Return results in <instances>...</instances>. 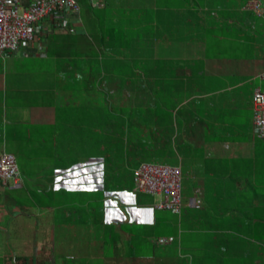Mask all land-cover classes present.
I'll use <instances>...</instances> for the list:
<instances>
[{"label": "crops", "instance_id": "1", "mask_svg": "<svg viewBox=\"0 0 264 264\" xmlns=\"http://www.w3.org/2000/svg\"><path fill=\"white\" fill-rule=\"evenodd\" d=\"M246 1L104 0L94 10L109 15L97 13L89 29L99 44L113 42V53L48 52L45 37L40 46L0 55V153L14 155L21 177L19 187L0 184V264H65L93 256L94 247L102 264L168 263L175 249L147 247H160L152 239L167 223L142 194L135 213L107 223L102 192L59 191L54 177L94 162L106 190H131L107 177L133 185L139 164L167 160L171 119L181 109L184 124L189 115L198 120V139L189 140L198 141L199 182L182 211L199 210L188 219L199 225V264H264V151L255 146L251 102L264 87V47L240 57L235 46L252 37L250 14L263 15L264 0L259 12ZM188 44L185 52L179 47ZM178 56L183 62L171 63ZM93 61L106 63L98 69ZM189 62L198 63L190 68L198 71V103L156 100L181 92ZM124 203L115 208L129 214ZM162 236L174 244V236Z\"/></svg>", "mask_w": 264, "mask_h": 264}, {"label": "built area", "instance_id": "2", "mask_svg": "<svg viewBox=\"0 0 264 264\" xmlns=\"http://www.w3.org/2000/svg\"><path fill=\"white\" fill-rule=\"evenodd\" d=\"M92 8H100L104 0H87ZM263 0H247L246 6L259 12ZM81 20L77 0H0V55L15 53L38 44L49 34L76 33L80 31ZM253 105V130L264 140V87L255 88ZM102 173L95 163L80 164L68 173H55V189L59 191H86L104 194V221L122 223L127 215L137 211V195L145 194L158 198L153 210H167L179 214L182 210L181 180L179 166L157 163H141L132 172L131 190L108 191L105 189ZM0 184L4 187H19V175L14 155L0 153ZM124 200L129 214L116 209L117 202ZM157 246L172 242L169 237H154Z\"/></svg>", "mask_w": 264, "mask_h": 264}, {"label": "rangeland", "instance_id": "3", "mask_svg": "<svg viewBox=\"0 0 264 264\" xmlns=\"http://www.w3.org/2000/svg\"><path fill=\"white\" fill-rule=\"evenodd\" d=\"M196 1L198 3V0ZM183 3L184 1H181V3H176V4L172 3L171 5L177 6L178 4L182 5ZM78 4L81 9V19L82 21L83 20L85 21L88 19L89 16V11L85 10L86 0H78ZM250 16L252 17L254 23L256 22V25L254 26V33L252 37H249V35H244L242 37L243 42L239 43V45L235 44V46L237 47L236 48L237 54H239L238 56L240 57L244 55L246 57H249L250 55L254 54V52L258 53V50L264 47V14L260 16H255L254 14L251 13ZM191 32L194 33L195 29L191 30ZM179 47L180 49H183V51L185 52L186 49L189 47V44L182 45ZM191 49H192V45H190V50ZM180 58L181 56L172 58L173 60L171 61V63L172 62H176L177 64L182 63L183 61H181L182 59ZM182 66L185 67L186 69L184 70V76L182 78L180 76V81L178 79L181 92L178 93L176 92L172 94H155L156 100H159L160 102L164 101V103L166 102L170 104L171 107L178 106L179 103H181L185 98L188 97L191 98L188 100L191 101V103L193 104L198 103V71H197L198 63L195 62L183 63ZM192 66H194V68L197 70L194 72L191 71L190 68ZM181 74H183V72ZM178 81L175 80V82H173V85H179ZM189 105L191 106V104ZM192 108L190 110L191 113L198 112V107L196 110ZM184 111L185 109H181L179 111L176 110L177 117L175 118L172 117L174 119H171L172 122L170 124V158H168L165 161H162L160 164H164V165L171 164L181 167L182 170L181 197L182 199L185 200V198L188 196L186 198V200L188 201L190 199V194L192 193V190L194 188H197L198 186L197 183L199 182V173L197 172L198 169L195 163V161L199 160L198 157L199 155L196 157V155L199 154L198 141L194 140L193 142L192 140H189L190 138L198 139V120L197 122H195V119L191 117V115H189V117L186 119L187 123L184 124L183 122L180 121L179 118V113ZM185 136L187 139H183ZM261 139L262 138L260 137H256L255 146L257 147V149L264 151V143ZM91 146L93 148V145ZM76 195L84 196V197L94 196L92 193L90 194L75 193V196ZM139 197L144 204H148L150 206H153L158 201V198L153 197L151 195L142 194ZM193 213H199V210L190 207V205L188 206V210L187 211L183 210L180 215L174 214L173 212L167 210H160L156 212L158 218H160L163 222L167 223L165 224L166 229L168 230V233L171 236H174L175 239L173 245L162 246V247L160 246L157 248L147 243V247L154 249L157 254L159 251L164 249H167L169 251L175 249L174 250L175 253H173L174 255L172 256L171 260L168 263H158V261H156V264H199V225L192 224L188 220L189 216ZM158 228L160 229L159 226ZM188 230L189 233L187 232ZM168 233L165 232L163 235L166 234L168 235ZM157 235L158 234L156 233V236ZM143 247L145 248V246ZM96 251H98V247L93 248V252H94L93 256L86 257L84 259L82 257H77L75 261H68V262L66 261L65 264H74V263L102 264V261L98 257V253H96ZM79 256L82 255L79 254Z\"/></svg>", "mask_w": 264, "mask_h": 264}, {"label": "trees", "instance_id": "4", "mask_svg": "<svg viewBox=\"0 0 264 264\" xmlns=\"http://www.w3.org/2000/svg\"><path fill=\"white\" fill-rule=\"evenodd\" d=\"M77 2H78V0H77ZM185 2L188 4L198 5L196 0H185ZM109 3H110V0H107L106 5ZM172 3L176 4L178 2L175 3L173 1V2H171V4ZM85 10L89 11V16H88L87 20L82 21L81 9L79 7V16H80L82 23L84 24V28H85L84 32L78 31L76 33H67L64 35H59V34L47 35L46 38H47L48 52H51V49L52 50H58V52H60V53L61 52L62 53L67 52L70 55L71 54L75 55L76 58H78L79 56H81L83 54L96 55V54H100L102 52H112L113 53V50H114V46H113L114 43L113 42H110V45L99 44L97 39H94L91 36L92 34L90 33L96 29V24L99 23L100 18L98 17L97 13L100 12L101 14H103L104 19H105L106 16L109 15L108 11L94 10V8L90 7V5L87 3V0H86V9ZM89 25H92V31L89 29ZM98 27H97V29H98ZM94 63L98 64V69H100V68H102V66H105L106 61H96V62L93 61L92 64H94ZM95 72L98 73L97 70H95ZM93 74H95V73H93ZM94 125H96V124H94ZM92 145H93L92 154L98 155L99 152H97V142H92ZM169 158H170V155H169ZM107 179H109V182H113L114 185H117V186L128 187V188H132V186H133L132 184H130V181H128L129 179H127V178L122 180L119 176L115 177L114 175H112V179L110 178V176H108ZM155 231L158 234L155 237H162V235L165 232L168 233V230L166 228L160 227V229H159L158 226H157ZM168 235H170V234L168 233Z\"/></svg>", "mask_w": 264, "mask_h": 264}]
</instances>
